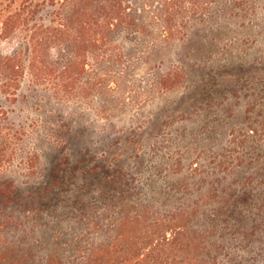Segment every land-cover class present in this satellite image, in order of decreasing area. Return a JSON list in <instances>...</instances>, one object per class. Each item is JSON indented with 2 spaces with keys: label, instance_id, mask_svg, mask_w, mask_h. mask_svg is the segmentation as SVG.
<instances>
[{
  "label": "trees",
  "instance_id": "16d2710c",
  "mask_svg": "<svg viewBox=\"0 0 264 264\" xmlns=\"http://www.w3.org/2000/svg\"><path fill=\"white\" fill-rule=\"evenodd\" d=\"M162 51L173 66L133 82L134 64ZM243 54L254 59L241 67L264 66V0H0V264H264V78L209 84ZM187 87L189 110L153 113ZM242 91L245 121L225 141L195 160L172 150L168 129L203 114L189 139L208 138ZM87 112L128 115L139 137L103 126L94 141L77 121Z\"/></svg>",
  "mask_w": 264,
  "mask_h": 264
},
{
  "label": "rangeland",
  "instance_id": "374dc122",
  "mask_svg": "<svg viewBox=\"0 0 264 264\" xmlns=\"http://www.w3.org/2000/svg\"><path fill=\"white\" fill-rule=\"evenodd\" d=\"M121 42V41H120ZM239 50V47H234L231 49L232 53H237ZM145 52V48L141 47L140 49V53ZM185 51H183L182 53H184ZM144 54V53H143ZM172 53L170 52H166V51H162L160 53H156L154 55H151L145 62H144V58L141 60L140 63H136L134 64V71L131 73L132 74V80L133 82L136 81L139 83V81H146L143 80L144 78H151L152 74L154 73L157 77V80L164 74L166 73L169 68H171V65L173 66L174 62L172 61ZM236 57V56H235ZM241 57V61L244 62H239L236 64V66L234 67L235 70H230L232 69V66L229 67V69L227 70L226 73H223L222 75H218L216 78V81H209V84H218L222 87V89L227 88L226 90H228L229 88H232L233 86L235 87L236 85V81L239 80L240 83L244 82V80H246V82H249L252 84V88H257L258 86L256 85V83L261 79L264 78V66L261 67L260 65H253V67L248 66V67H241L242 65H249L248 63L245 62H249L248 60H253L254 59V55H240ZM165 62V63H164ZM227 63V62H226ZM229 63V61H228ZM186 64V63H185ZM183 65V64H181ZM229 65V64H228ZM184 66V65H183ZM184 68V67H183ZM243 70H242V69ZM241 69V70H240ZM150 73V74H149ZM193 81L191 82L190 86H193L195 84L194 80H201L202 75H200V73L197 72H193ZM238 77V79H237ZM238 88H236L237 90ZM183 91V92H181ZM181 91L178 92H174V93H169L165 96H161L160 98H158L153 104H152V111L153 113H157L158 111L161 112H171L173 113L174 116H179L183 111L189 110L190 107L193 105V103L195 101H193L194 99H191L188 103H183V98L189 100L191 93L193 91V87H187L185 89H182ZM187 91V92H186ZM150 92V91H147ZM247 93V91H246ZM151 94V93H148ZM194 95V94H192ZM245 95V91H242V93H240L239 98L236 97H228L229 100L225 101V109L226 108H231L232 113L235 115V118L227 121L225 124H223L222 126H218L215 130H213V133L211 135H209L208 138L201 140V138H197V141L194 142L193 144V137H195L196 135L200 136V132L198 133L199 128L201 127V120H203L205 117L203 116V114H200V118H196L192 123H187V122H183L182 124H178L170 129V136H172L173 138H177L176 143L173 146V151L177 148V146H179V150L181 151L182 149L187 150L185 152L189 153V155L187 156L188 159L187 160H195V154L196 151L193 152V150H202V149H208L209 147L216 145L218 146L217 142L219 141V143H221L222 141H225V135L226 133L231 130L234 129L236 127H239L241 125H243V121H245V107L247 106V102L245 99H243ZM198 97V96H197ZM196 97V98H197ZM182 101H181V100ZM220 110H223V108H220ZM221 112H219V114H221ZM86 116L81 118V117H77V121L81 127L82 132L84 131L85 128L89 129L91 133V138L95 141L98 139V136L100 137L102 131L101 129L103 128V126H105V128L107 129L106 131H108L109 133H115V131H117L118 135L114 136V140L115 139H123L126 140L129 136L133 134L132 138L137 139L139 136L138 135H134L136 134V125H133L132 122H130V117L124 116V118H121L120 121H116V122H108L105 123L103 122V120H101L98 116H96L95 114H93L92 112H87L85 114ZM167 115H169V113H167ZM211 116V115H210ZM133 118V117H132ZM133 121V120H132ZM133 126V127H132ZM215 126V123H214ZM131 128V130H129ZM128 132H121L122 130H125ZM187 131H184L186 130ZM112 131V132H111ZM191 131H195V135L193 137L190 138V132ZM184 132V134H183ZM123 133V134H122ZM138 133V132H137ZM158 133H160V128H152V130L148 131L147 133L144 132V139L142 141L141 144L142 147L141 149L143 151H141L142 155H144L143 157L145 158V160H152L153 159V154L152 152L149 153L150 151V146L152 144L153 139L155 138L156 135H158ZM217 134V135H216ZM185 136V138L187 137V139L183 142L180 141L181 137L183 139V137ZM207 136V135H206ZM211 136L213 137L212 140L210 139ZM84 138H86V135L84 134L83 136ZM102 137V136H101ZM217 139L215 140L214 138ZM202 138H204L202 136ZM180 139V140H179ZM184 140V139H183ZM214 141V142H213ZM89 143H85L84 146H90L88 145ZM95 148L97 149V154H101L102 152H108L110 150V155H115L117 152H119V149L114 150V149H110V143H101V144H97L95 143ZM127 145V144H126ZM124 146V145H123ZM80 146V148H82ZM136 147L135 143L133 144V146H131V149L128 151L129 155H130V160H142L135 158V153L133 154V148ZM49 150V148H44ZM112 150H114L113 152H111ZM95 151V150H94ZM51 152V151H50ZM47 152V154H42L43 156L41 157V161L43 160H51L52 156L51 153ZM121 160H128L127 155L125 154ZM40 161V160H39ZM18 162V161H17ZM23 171V170H22ZM21 171V173H22Z\"/></svg>",
  "mask_w": 264,
  "mask_h": 264
}]
</instances>
